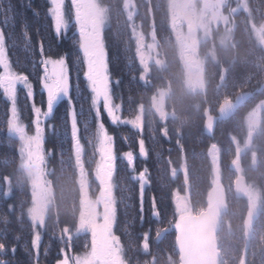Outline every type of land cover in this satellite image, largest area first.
I'll return each mask as SVG.
<instances>
[{
	"label": "trees",
	"instance_id": "obj_1",
	"mask_svg": "<svg viewBox=\"0 0 264 264\" xmlns=\"http://www.w3.org/2000/svg\"><path fill=\"white\" fill-rule=\"evenodd\" d=\"M100 1L107 10L103 43L109 75L113 79L111 95L126 115H133L140 104L145 107L144 130L140 135L144 141L145 158L137 147L138 131L119 127V148L126 147L124 144L129 142V147L135 151L137 168L144 170V176L149 181L141 196L138 181L132 179L128 162L118 159L114 177L115 232L120 236L125 263L177 264L179 255L175 244L173 182L187 186L192 211L205 208L211 173L207 154L211 147L209 144L214 142L219 147L221 176L225 178L223 185L227 189L221 223L216 230L218 264H264V205L256 217L254 231L248 234L244 227L246 202L234 194L233 180L225 177L234 150L225 133L227 125L219 122L220 125H216L211 134L207 135L205 131L206 109L211 106V113H215L222 86L233 87L236 82L231 77L220 83L213 79L205 93H185L181 82V62L167 28L166 0H129L137 10L135 20H142L143 28L153 23L162 62L159 66L152 65L148 80L142 81L136 43L124 10L125 0ZM3 3L5 7L10 6L7 13L0 12V29L5 34L8 57L13 69L28 75L33 84L34 103L41 107L45 104V93L41 89V44L44 56L59 58L63 55L66 58L78 130L73 136L67 99L58 100L53 113L46 119L50 127L44 130L43 147L47 153V175L52 198L40 228L38 264H54L64 257L72 264L74 255L85 251L90 241L87 234L74 233L82 206L81 174L73 147L81 143L84 163L91 164L96 154L97 119L92 108L91 92L83 75V55L76 35L60 37L54 33L48 0H3ZM247 4L249 13L238 14L235 19L237 25L231 44L227 49H216L217 60L207 59L206 70L215 72L219 69V63L223 62L224 70H236L235 67L229 68L230 55L245 53L238 56L242 64L239 69L244 72L241 75H246V81L242 82L256 83L263 76L258 72L260 65L257 63L260 58L258 52L262 49L257 47L247 19L251 17L255 24L264 21V0H247ZM149 81L152 86L148 84ZM156 84L166 85L170 92L166 102L170 119L165 120L163 127L149 105V94ZM242 94L247 95L248 91L243 90ZM250 94L248 107L260 98L253 91ZM17 108L20 119L26 122L29 129L33 111L26 90L21 88L17 92ZM190 110L195 116L193 129L188 125ZM8 116L9 101L0 90V242L8 249L0 253V260L9 264H36L37 251L32 246L33 224L28 219L30 186L19 166L17 137L8 131ZM104 122L109 128L108 121L105 119ZM261 122V130L252 144L259 157L258 168H263L264 174V118ZM194 149L198 158L194 155ZM195 161L198 162L197 166ZM197 171L200 184L196 179ZM145 235L148 237L147 253L143 252L142 246Z\"/></svg>",
	"mask_w": 264,
	"mask_h": 264
},
{
	"label": "rangeland",
	"instance_id": "obj_2",
	"mask_svg": "<svg viewBox=\"0 0 264 264\" xmlns=\"http://www.w3.org/2000/svg\"><path fill=\"white\" fill-rule=\"evenodd\" d=\"M48 2L50 3V0H48ZM182 4V0H166V8H168L169 14H170V18H171V24H170V28L173 29V36L175 37L176 40V47L178 50V56H179V61L181 62V67L183 69L184 72V78H185V82L187 83H193L194 87H200L201 86V82L199 81V79L202 77V72H204V65H203V61H204V57L207 56L208 53H211L210 51H214V49L209 50L205 49V51L201 50L202 52H204V54H202L201 56H194V54L191 55H187V53H185V48H186V44L185 42L180 39H178L177 35H178V29L177 27L174 25V12L181 10ZM78 5H83V7L87 6L89 8V11H91L93 17H94V25L96 28V39L102 44L103 49H104V44L102 42V29L104 27L103 22L105 23V16H104V11L102 10L101 7V2L99 0H78ZM211 6L212 9L208 10V14L206 16H197L198 18L196 19L194 26L195 27H202L204 25H206L207 27H210L211 29L213 28L214 30H219V38L221 43L227 42L226 46L229 42H231V34L233 33V29L234 26L232 25V20H231V16L228 15L229 10H230V5L228 0H211ZM51 7V4L49 6V8ZM67 9L69 7H66ZM124 10H126V15L127 18H129L130 20V24H131V31L133 32V37H134V41L136 42V49H137V56H138V60L139 63L142 67L147 68V62L151 63L153 61V55L156 56V58L159 60V55L154 54V45H155V41L152 40L153 38H151L148 42H142L141 40L138 39V32L139 30H137L133 23H134V13H135V9L133 7V5L130 3L129 0L125 1L124 4ZM237 10H242L243 13H245V15H247L249 13V5L247 4V0H238L237 6L234 9V11ZM76 9H73V7H70L66 12V16L69 20V25H72L71 23V19L70 16H72V18L74 19V15ZM71 13V15H70ZM204 13V10H203ZM240 13V12H238ZM74 14V15H73ZM70 15V16H69ZM52 18V17H51ZM52 24L54 26V21L52 19ZM254 24V23H253ZM103 26V27H102ZM77 30V26L75 27ZM74 28V30H75ZM206 30V29H205ZM67 31V30H66ZM62 32L61 34H57L55 32L54 29V33L57 34L58 36H64L65 32ZM252 35L255 38V43L258 46H261L262 48H264V21L255 24L253 27V31H252ZM231 44V43H230ZM142 45H144V47L142 48ZM147 45V46H146ZM211 58L214 57V54H211ZM189 57H191V59H195V62H192L191 60H187ZM203 57V59H202ZM187 58V59H186ZM54 59H58L57 57H55ZM214 59V58H213ZM215 61V59H214ZM234 63L236 65V62L233 60H229L228 64H230L229 68L232 69L234 68ZM108 65V64H107ZM242 65V64H240ZM196 67V68H195ZM195 68V70H194ZM1 71H3L2 68H0ZM220 70L224 69L223 66H221L219 68ZM13 71L17 72L15 69H13ZM196 74L198 75V78L196 77ZM43 75V73H42ZM110 76V75H109ZM42 77V76H41ZM87 84V82H86ZM21 88L23 90H26L23 88L22 85H18L17 87V92L18 89ZM41 89L42 88V84H41ZM111 90V87H110ZM2 91V90H1ZM45 93V96L43 98V100H45V104L41 107L39 104L34 103L33 97L28 99L30 100V106H31V110L33 111V104H35L36 106L40 107L42 109V114H41V126L44 128L50 127V124H48V122L46 121L47 118H45L43 116V112H45L47 110V104H46V99H47V95H46V91L43 90ZM27 92V91H26ZM91 92V91H90ZM250 94V93H249ZM257 95H259V97L261 98V96H264V90L261 91L260 93H258ZM91 97H92V93H91ZM157 95L155 94L154 98H156ZM64 97H61L60 99H63ZM7 99V98H6ZM113 96L111 95V91H110V104L112 107V111L114 113V121L110 120L109 116L107 115L106 111L103 109V102L101 101L100 104V111H101V119L102 122L106 119L108 122H117V121H121L122 118L119 117V112L121 107H119V104H117L116 102H114L113 100ZM8 100V99H7ZM159 100V99H158ZM9 101V100H8ZM248 101V100H247ZM255 101H258V98L255 99ZM255 102V103H256ZM248 103V102H247ZM252 103V102H251ZM255 103L253 104H249V107H247L248 105H246L248 109L247 114L245 115L244 118V128L243 130H241L240 136L243 134V138H242V142L240 144H236L237 145V150L241 151L243 148H245V144H244V138L246 139L247 135L249 134V132L247 133L248 130H254L256 133L260 130V128H258L259 126V122H258V115H263L264 111H261L262 109H264V104H258L256 105ZM255 104V105H254ZM161 106V105H158ZM93 108V107H92ZM245 108V109H247ZM11 102L9 101V116L7 119V123L8 120L10 119L11 116ZM94 109V108H93ZM19 112V111H18ZM94 113H95V109H94ZM96 115V114H95ZM139 112H137L135 114V117L133 118L132 121H130V125L133 127L139 126L141 117H139ZM97 123H96V129H97V138H96V142H95V157L92 161L91 164L88 163H84L82 161V158L84 157L83 155V151L84 148L81 145V143H76L75 146L73 147V151L74 152H79L78 155H76L77 158V162L79 163V170H80V179H79V184H80V202H81V211L79 213V219L75 225V229H74V233L75 234H79L80 231L83 229V227H81L82 223L84 222V218H86L87 216H85L86 214L90 217L87 220V224L89 228L87 229H83L85 230V232L87 233V237L91 238V233L92 232H96L95 234V238L96 240L100 241L99 244H97V246L93 247L91 245H89L87 247V249H85V251H82L78 254H75L73 257L74 262L72 264H112L113 263V258L111 256H114L116 264H125V260L123 258V255L120 251H118L119 247H116L113 245V236H112V224L114 223V219H115V215L113 214L114 212H116V205L114 206L115 202H114V194L112 193L113 191V187H112V183H110V181H112V176H113V172L108 171V167H107V162L104 160V156L105 155H109L111 153L110 147H111V140H110V135H108V132H106V126L103 125L101 126L100 124V120L97 118ZM21 124V127L19 130L13 131L11 133H13L18 140V153L20 154V160H19V166L20 169L22 170V172L24 173L25 176H27L28 179V186H30V202H29V206H28V219L31 220L32 224H33V234H32V240L35 234H39L40 238H41V226L44 222L45 219V215L47 213V210L49 209L50 203H51V187L49 185V181H48V169H47V164H46V158H47V153L44 152V143H43V139L42 142L40 143L39 147H29V142L30 140L34 137L35 135V113L33 112L32 118L30 120L31 122V126H30V130L27 128V124L26 122H23L20 117H19ZM103 134L106 137V143L103 140ZM247 134V135H246ZM45 135V132H44ZM211 149V147H210ZM236 150H233V154L232 156L234 157ZM76 152V153H77ZM233 159V158H232ZM247 160H249V163L251 162L250 158H247ZM232 161V160H231ZM83 162V163H82ZM210 167H211V173H210V182L209 185L207 187V200L208 203L206 205V207H208L210 204H212L210 197H211V193L212 190L216 191V190H221V189H216V188H220V183H221V169L218 167L217 165V160L216 158H213L212 161H210ZM231 165V163L229 162L228 165ZM230 169V168H229ZM230 170L225 174V177H228L229 179L231 178L232 181V188H233V184L236 178H234L233 176H228L229 175ZM143 180V179H142ZM144 181V180H143ZM225 181V180H224ZM106 187V191L102 192V188ZM143 186H144V182H142V185H140L139 188V192L140 195H143ZM244 186V185H243ZM225 188V187H224ZM94 189V190H93ZM96 191V195L94 196L91 195L90 193H92L93 191ZM214 191V192H215ZM234 191V188H233ZM213 192V193H214ZM227 189L225 188L224 191V199H225V195H226ZM245 193V191H244ZM244 193L242 195H244ZM235 194V192H234ZM179 195V197L177 198V200L174 202L173 205V211L175 212V226L178 227L179 226V220L180 217L184 216V215H191V214H199L202 212V210H204L205 208H202L201 210H193L192 205L190 204V201H187L185 198V194L184 193H174L173 196ZM236 195V194H235ZM240 195V196H242ZM237 196V197H240ZM188 198V197H187ZM245 198H247L248 202H250V205L252 204L253 208L255 209L253 211H256V206L257 205V200L258 198H256V192H254L253 190H251V188L248 189L247 193H245ZM212 199H213V194H212ZM226 200V199H225ZM225 200L223 203V209L225 207ZM213 201V200H212ZM222 209V210H223ZM105 212H109L107 214H101L102 215V224H99L97 221L98 217L100 216L99 213H105ZM223 213V212H222ZM222 216V214H221ZM94 220L97 222H94ZM221 220V219H220ZM94 222L95 226L94 228L90 226V223ZM221 223V221H220ZM219 223V225H220ZM218 225V226H219ZM175 227V229H176ZM217 230V229H216ZM217 233V232H216ZM147 235L144 236V239L142 241V246H143V252L147 253L148 251V246H147V242L145 241L147 238ZM41 241V240H40ZM90 243V241H89ZM92 243V242H91ZM107 243H110L111 245V249H109L107 247ZM36 250V249H34ZM61 264H71L69 263L70 261L67 259V257H64L60 260ZM178 263V262H177ZM56 264V263H54Z\"/></svg>",
	"mask_w": 264,
	"mask_h": 264
},
{
	"label": "flooded vegetation",
	"instance_id": "obj_3",
	"mask_svg": "<svg viewBox=\"0 0 264 264\" xmlns=\"http://www.w3.org/2000/svg\"><path fill=\"white\" fill-rule=\"evenodd\" d=\"M100 1V0H99ZM126 1V0H125ZM101 2V1H100ZM229 5H230V10L228 15L231 16V20H232V25L234 26L233 29V33L236 29V25L237 22L235 21L236 17L238 16V14H245L243 13L242 10H237L234 11V9L237 6L238 0H228ZM50 4V3H49ZM125 4V3H124ZM66 7H72L71 4V0H65V10L67 11L68 9ZM101 7L102 10L104 11V16H105V23L104 27L102 29V42H103V34H104V29L107 25V10L106 7L104 6V4L101 3ZM134 7V6H133ZM182 9L178 10L176 12H174V16L173 18L174 20V25L177 27L178 31V39L182 40V42L184 41L186 44V48L185 53H187V55H191L194 54V56H201L202 54H204V52H202L201 50L207 51V49L209 50H213L214 51H210L211 53H208L206 57H204V61H203V67H204V72H202V77L199 79V81L201 82V86L200 87H194L193 83H187L185 82V78H184V72H183V76L181 79L182 82V86L184 88V92L188 93L190 95L195 94L196 92H203L205 93L207 91V88L209 86V84L212 82L213 83V79H215V81L217 82H224L226 81L229 77H231V80H234L236 83L233 84V87L231 86H227L226 88L224 86H222L221 90L222 94L220 97V101L217 105V108L215 109V113H211L210 111V107L208 106V108L205 111L206 114V119L204 121L205 124V131L206 134L209 135L212 133L213 128L216 125H220L221 123H225V125H227L226 129H225V133L227 134L228 139L232 142V145L234 146V150L235 154L234 157L232 159V161H230L231 165L229 164L228 166L230 167V172L228 176H233L234 178L237 177H242L243 178V185L245 187V193H247L248 189L251 188V190H253L254 192H256V198H258L257 200V205L256 206V211L253 214V211L255 210L252 206V204L250 205V202H248L247 198H245V193L244 195L240 196L239 198H242L243 200H245L246 202V214L244 217V227L245 230H247L248 234L252 233L253 230V226L254 223L256 221V217L258 216V214L263 210V205H264V197H263V192H264V174H263V168L259 169L258 167V161H259V157L258 154L256 152V150L254 149V138L256 136V134H258V132H260L261 130V125H262V119L264 118L263 115H258V122H259V126L258 128H260V130L256 133L254 130H248V132L253 133L251 141H250V145L247 146L245 144L246 139L244 138V144H245V148H243L241 151L237 150V145L236 144H240L242 142V138H243V134L240 136V132L241 130H243L244 128V118L245 115L247 114L248 109H245L244 107L248 104L247 100L250 98V91L255 92V94L260 93L261 91L264 90V66L262 67V65H264V48H262L261 46L257 47H261L262 50H260L258 52V55H260L259 60L257 61L258 65H260V69L258 72L261 73L260 78L257 79V82H250V83H246V82H242L243 80L246 81V75H243V71H241L239 69L240 67V63L241 61H238V56L240 54L244 55L245 53H232L231 56V60L236 62V65L234 63L235 69L236 70H220L217 69V71L213 72V71H207L206 67H207V59L210 60H217V54H216V49L218 48H222V49H227L228 45L232 42L233 37L231 34V42H229L226 46L227 42L221 43L219 42L221 38H219V30H214L213 28L211 29L210 27H207L206 25L202 26V27H195L194 23L196 21V19L198 18L197 16H206L208 14V10L212 9L211 6V0H182V4H181ZM135 9V8H134ZM78 10L81 13L84 21L86 22L88 29L90 31V34L94 37H96L97 32H96V28L94 25V17L91 13V11H89V8L87 6L83 7V5H78ZM204 10V13H203ZM77 11V10H76ZM75 11V12H76ZM126 11V10H125ZM240 12V13H238ZM76 14V13H75ZM137 14V10L135 9V13H134V20H135V16ZM71 15V13H70ZM69 15V16H70ZM74 15V14H73ZM75 16V15H74ZM166 18H167V28L170 30V33L172 34V38L174 40L175 43V50L177 49L176 47V40L175 37L173 36V29L170 28V24H171V18H170V14L167 8V12H166ZM71 19V23L72 25H69L67 31L65 32L66 35L73 37V36H77L78 40H79V33L78 30H76V24H75V18L73 19L72 16H70ZM248 25H250V29L251 31H253V27L255 25V23L253 22V19L251 17H249L247 19ZM254 23V24H253ZM260 23V22H259ZM134 27L139 30L138 32V39L141 40L142 42H146L147 40L149 41L151 38H153L152 40L155 41V45H154V54L159 55V51H158V41L155 38V30L153 28V23L150 22L149 25H147L146 28H143V22L142 20H135L133 23ZM75 28V30H74ZM206 29V30H205ZM133 33V32H132ZM147 41V42H148ZM136 43V42H135ZM104 44V43H103ZM147 46V45H146ZM137 47V46H136ZM144 47V45H142V48ZM136 49V48H135ZM105 51V48H104ZM137 51V49L135 50ZM178 51V50H177ZM178 54V52H177ZM211 54H214V59L211 58ZM81 55L82 52H81ZM246 55V54H245ZM107 57V54H106ZM138 57V56H137ZM179 58V56H178ZM187 59V58H186ZM203 59V57H202ZM187 60H191L192 62H195V59H191V57H189ZM147 68L144 69V67H142L140 65V76H141V80L142 81H147L148 80V76L151 72V66H159L162 64L160 58L159 60L156 58V56L153 55V61L151 63L147 62ZM83 65L84 62H83ZM221 66H224V62L223 63H219V68ZM196 68V67H195ZM194 68V70H195ZM224 68V67H223ZM86 70V66L84 71ZM242 74V75H241ZM110 77V87L112 89V82L113 79L111 76ZM196 77L198 78V75L196 74ZM156 83L157 82V78H155ZM256 81V80H255ZM148 84H150L151 86L153 85L150 81L148 82ZM160 85V84H159ZM220 89V88H219ZM244 91H248L247 95H243L242 92ZM227 92V93H224ZM169 88L166 85H162L161 86H157V84L153 87L152 91L150 92L149 96H150V104L151 105V112L153 114H155V116L157 117V121L159 122L160 126L163 127V124L165 122V120H167L168 118L170 119V111L167 109L168 105H166L167 102V98L169 97ZM155 94L157 95L155 99L154 96ZM226 94V95H225ZM254 95V93H253ZM252 96V95H251ZM114 100V99H113ZM114 102H116L114 100ZM117 104H119L118 102H116ZM264 104V96H261V98H258V101L255 103L256 105L258 104ZM254 104V105H255ZM161 105V106H158ZM120 107V105H119ZM193 107V106H192ZM144 111H145V107L143 105H139L138 110L133 113V115H126L123 113L122 108L120 109L119 117L122 118L121 121H117V122H108L109 128L107 127V125L104 122V125L106 126V132H108V135H110V140H111V153L109 155H105L104 156V160L107 162V167H108V171L113 172V178L112 181H110V183H112V187H113V191L112 193L114 194V202L116 201V196L114 193V188H115V182H114V177H115V170L117 168V164H118V159H125L128 162L129 165V171L132 172V179L133 180H137L138 181V186L140 188V185H142V182H144V186L143 189L147 186V184H149V181L147 180V177L144 176V170H139V168H137V160H136V156H135V151L133 148L129 147V142L125 143L124 145H127L126 147L123 146L122 148L120 147V130L119 127L125 126L126 128L130 129V130H136L138 131V135H136V140H137V147L139 149V151H142L143 153V158L146 157V152L144 150V141L143 138H141V133L144 130V120H145V116H144ZM261 111H264V109H262ZM139 112V117H141L139 126L136 127H132L130 125V121L133 120V118L135 117V114ZM190 119L188 122V125H190V128H194L195 125V116L193 114V112L190 110ZM96 116V115H95ZM220 122V124H218ZM195 132L192 130V136L195 137ZM247 135V134H246ZM96 138H97V134L95 137V142H96ZM106 137L103 134V140L106 143ZM123 140L125 141V137H123ZM209 146H211V149H209L207 156L209 157V160L212 161L213 158H216L217 160V165L220 168V156H219V147L218 145H215L214 142H211L209 144ZM194 155L196 158L197 157V151L196 149H194ZM247 158H250L251 162L248 164V160ZM197 161H195V165L197 166ZM196 179H197V183L200 184V179H199V171L196 172ZM221 173V171H220ZM221 178V183H220V188H216V189H221V191H223V196H224V185H223V179L224 176H220ZM144 181H143V180ZM106 191V187L104 186L102 188V192ZM172 194L177 193H184L185 194V198L188 201V190H187V186H183L180 183H176L173 182V189H172ZM215 191V190H214ZM212 190L211 193V197L210 200L212 202V194L214 192ZM234 192V191H233ZM91 195L94 194V196L96 195V191L93 193H90ZM179 197V195L173 196V202H175L177 200V198ZM116 204H114L115 206ZM109 212H105V213H99V217L97 221L99 224H102V215L101 214H107ZM115 215V219H114V223L112 224V236H113V245L118 248V251H120L123 255V247H122V243L120 241V236H118V234L115 232V222H116V212L113 213ZM87 216L86 218H84V222L82 223L81 227H83V229H87L89 228L87 224V220L90 218L87 214L85 215ZM94 222H96L94 220ZM92 222L90 223V226L94 228L95 223ZM96 222V223H97ZM81 230L80 233L82 235L87 234L85 232V230ZM95 234L96 232H92L91 233V238H89L90 243L89 245L91 246H97V244L100 243V241L94 239L95 238ZM146 236V235H145ZM148 238V237H146ZM147 242V239L145 240ZM92 242V243H91ZM107 247L109 249H111V245L110 243H107ZM113 258V263L112 264H116L115 258L114 256H111ZM125 262V261H124ZM126 264V263H125Z\"/></svg>",
	"mask_w": 264,
	"mask_h": 264
},
{
	"label": "snow or ice",
	"instance_id": "obj_4",
	"mask_svg": "<svg viewBox=\"0 0 264 264\" xmlns=\"http://www.w3.org/2000/svg\"><path fill=\"white\" fill-rule=\"evenodd\" d=\"M51 7L48 9L53 21L55 32L59 35L66 31L69 27V20L65 12V0H50ZM73 9H76L75 24L79 33V49L83 54V62L86 70L83 75L87 82V87L92 93L91 103L95 109V114L103 125L101 119L100 104L103 102V109L106 111L110 120L114 121V113L110 104V77L107 65L106 53L102 44L90 34L88 26L78 10V0H71ZM10 9L5 7L3 0H0V12L7 13ZM27 35V32H25ZM42 59L40 64L43 67V75L41 84L43 90L46 91L47 110L43 112V116L48 118L54 111V106L61 97L67 99L69 104V115L71 117L72 134H77V115L70 95V78L65 56L54 59L51 56H44L43 45L40 47ZM0 90L3 95L11 102V116L8 120V131L19 130L21 122L19 120V112L17 108V87L22 85L27 91L29 98L33 97V84L30 82L28 75L13 71L12 64L8 57V51L5 45V34L0 29ZM79 90V85H77ZM33 112L35 113V135L29 142V147H39L44 136V128L41 126L42 109L33 104ZM40 236L35 234L32 240V246L37 251L36 264H38V250L40 245ZM7 246L0 242V253L6 252ZM14 252L15 249L13 248ZM0 264H9L8 261L0 260ZM56 264H61L57 261Z\"/></svg>",
	"mask_w": 264,
	"mask_h": 264
},
{
	"label": "water",
	"instance_id": "obj_5",
	"mask_svg": "<svg viewBox=\"0 0 264 264\" xmlns=\"http://www.w3.org/2000/svg\"><path fill=\"white\" fill-rule=\"evenodd\" d=\"M252 135L249 132L246 137L247 146L250 145ZM233 188L236 196L244 193L242 177L235 179ZM212 200V204L201 213L180 217V224L175 229V244L179 255L177 264H218L216 229L223 212V191L216 190Z\"/></svg>",
	"mask_w": 264,
	"mask_h": 264
}]
</instances>
